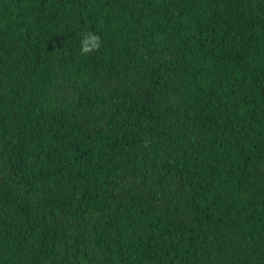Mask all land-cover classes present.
<instances>
[{"label":"trees","instance_id":"obj_1","mask_svg":"<svg viewBox=\"0 0 264 264\" xmlns=\"http://www.w3.org/2000/svg\"><path fill=\"white\" fill-rule=\"evenodd\" d=\"M0 264H264V0H0Z\"/></svg>","mask_w":264,"mask_h":264}]
</instances>
